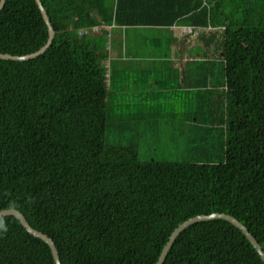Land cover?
<instances>
[{
	"label": "trees",
	"instance_id": "1",
	"mask_svg": "<svg viewBox=\"0 0 264 264\" xmlns=\"http://www.w3.org/2000/svg\"><path fill=\"white\" fill-rule=\"evenodd\" d=\"M41 2L53 44L0 59V211H20L62 264H157L179 225L215 213L238 219L264 251V0ZM129 30L149 31L140 62L154 87L174 85L193 134L187 153L206 162L141 159L144 104L110 103L127 82L117 87L125 73L109 53ZM48 38L35 0H6L0 53L29 55ZM130 130L129 144L111 139ZM0 223V264H55L18 219ZM163 264L264 262L240 229L213 219L183 230Z\"/></svg>",
	"mask_w": 264,
	"mask_h": 264
},
{
	"label": "rangeland",
	"instance_id": "2",
	"mask_svg": "<svg viewBox=\"0 0 264 264\" xmlns=\"http://www.w3.org/2000/svg\"><path fill=\"white\" fill-rule=\"evenodd\" d=\"M148 32L138 31L135 33L134 31L129 30V37L127 40L123 38L121 39L120 35H118V38L124 42V50L116 48L118 54H116L115 50L113 52L110 51V61L108 63L117 65L125 73V75L113 76V78L118 79L119 86H116L119 88L124 82H127V87L120 88V94L117 98H114L112 95L110 103H113L114 105L120 104L119 96H123L129 101L134 97H139L135 102H142L144 104V107L146 108V120L142 122L138 121L136 123L140 126V130H144L146 134L145 140L141 142V145H144L145 150V154L141 156L143 161L157 159L188 163L206 162V159H200L187 153L189 152L188 148L190 147L189 141L193 134L190 131L182 130L184 126L181 124L183 117L182 113L186 114V112L184 108L180 109V104L172 102L175 100L174 97H170L175 94L174 91L176 89L173 88L174 85L168 81L161 87H159V85L154 87L150 82V80L153 79L151 77V71H146V68L143 67L147 65L144 62L145 60L140 62L149 51V44H146L145 42ZM155 35H157V32ZM160 35L162 36L164 34L159 33L157 38ZM117 41L118 39H116V42ZM165 48L168 50L167 45L164 44V49ZM130 51H133L134 55L130 56ZM141 71L146 72L144 73ZM134 72L138 73L132 74ZM149 84L152 86L151 89L147 91ZM181 91L182 90H178L177 92ZM177 94L180 96V93ZM146 96L148 97L146 98ZM165 96L167 97L165 98ZM188 125L189 124H187V127ZM111 136L113 135H110V137ZM130 138H132L131 130L120 134L119 137L116 136L111 139H113L116 144H129L128 142Z\"/></svg>",
	"mask_w": 264,
	"mask_h": 264
},
{
	"label": "water",
	"instance_id": "3",
	"mask_svg": "<svg viewBox=\"0 0 264 264\" xmlns=\"http://www.w3.org/2000/svg\"><path fill=\"white\" fill-rule=\"evenodd\" d=\"M39 10L42 14V17L44 19V22L47 25L48 28V33H49V38L47 43L38 51L31 53L29 55H24V56H12V55H8V54H2L0 53V59L2 60H10V61H26V60H30V59H34L37 58L43 54H45V52L48 50V48L53 44V40L55 38V30L53 28V26L51 25V21L49 19V15L45 9V7L43 6L41 0H35ZM6 3V0H0V12L2 11V9L4 8ZM6 216H13L16 219H18L21 224L23 225V227L26 229V231L28 233H30L31 235H33L36 238H39L41 240H43L50 248L53 259L55 261V264H62L61 260H60V255L59 252L57 250V247L54 243V241L47 236L46 234L34 229L28 222V220L26 219V217L17 210L14 209H9V210H1L0 211V219ZM213 219H224L230 223H232L235 227H237L238 229H240L244 235L247 237V239L251 242V244L254 246V248L256 249V251L258 252V254L260 255L261 259L264 262V251L262 249V247L260 246L259 242L256 240L255 237H253V235L249 232L248 228L243 225L238 219H236L235 217L231 216V215H227V214H211V215H201V216H196L194 218H191L185 222H183L181 225H179L171 234L167 244L164 246L161 255L159 257V260L157 262V264H163L173 242L176 240V238L179 236V234L185 230L188 226L197 223V222H201V221H208V220H213Z\"/></svg>",
	"mask_w": 264,
	"mask_h": 264
},
{
	"label": "clouds",
	"instance_id": "4",
	"mask_svg": "<svg viewBox=\"0 0 264 264\" xmlns=\"http://www.w3.org/2000/svg\"><path fill=\"white\" fill-rule=\"evenodd\" d=\"M112 51V50H111ZM111 54V52L109 53V55ZM110 58V56H109ZM110 61V60H109ZM107 65H109V63H107ZM7 230V227L6 225H4L3 223H0V231H6Z\"/></svg>",
	"mask_w": 264,
	"mask_h": 264
},
{
	"label": "crops",
	"instance_id": "5",
	"mask_svg": "<svg viewBox=\"0 0 264 264\" xmlns=\"http://www.w3.org/2000/svg\"><path fill=\"white\" fill-rule=\"evenodd\" d=\"M187 28H188V27H186V28H184V29H183V30H184V32L186 31V29H187ZM114 50L116 51V54H118V53H117V51H118L117 49H112V51H111V52H113ZM116 56H117V55H116ZM115 58H116V57H115ZM113 59H114V58H113Z\"/></svg>",
	"mask_w": 264,
	"mask_h": 264
},
{
	"label": "built area",
	"instance_id": "6",
	"mask_svg": "<svg viewBox=\"0 0 264 264\" xmlns=\"http://www.w3.org/2000/svg\"><path fill=\"white\" fill-rule=\"evenodd\" d=\"M186 31H187V32H190V29H189V28H187V29H186Z\"/></svg>",
	"mask_w": 264,
	"mask_h": 264
}]
</instances>
